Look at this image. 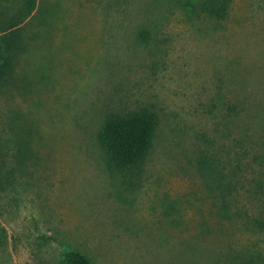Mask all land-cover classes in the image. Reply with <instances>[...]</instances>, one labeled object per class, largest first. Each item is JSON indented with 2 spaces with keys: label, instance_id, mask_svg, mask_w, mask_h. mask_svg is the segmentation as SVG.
Here are the masks:
<instances>
[{
  "label": "rangeland",
  "instance_id": "rangeland-1",
  "mask_svg": "<svg viewBox=\"0 0 264 264\" xmlns=\"http://www.w3.org/2000/svg\"><path fill=\"white\" fill-rule=\"evenodd\" d=\"M186 13L35 0L0 88V150L32 152L0 192V264H62L66 248L95 264H264V0ZM142 107L158 124L130 189L96 135L106 113Z\"/></svg>",
  "mask_w": 264,
  "mask_h": 264
},
{
  "label": "trees",
  "instance_id": "trees-1",
  "mask_svg": "<svg viewBox=\"0 0 264 264\" xmlns=\"http://www.w3.org/2000/svg\"><path fill=\"white\" fill-rule=\"evenodd\" d=\"M9 0H0L2 2ZM188 16H205L222 20L226 17L230 0H182ZM35 0H21L16 13L5 19L0 8V88L7 86L12 75L17 54L23 50L18 27L31 14ZM5 20H8L4 23ZM139 37L146 40L148 33L139 32ZM158 124L157 115L148 108L125 114L108 112L96 135V142L103 154L106 169L122 177L123 184L130 189L139 179L141 167L151 152L153 139ZM30 144L18 139L14 143L12 164L7 163L10 154L0 150V192L7 190L13 183L15 166L20 168L31 157ZM235 167H239L238 164ZM221 173V171L219 172ZM233 176V175H232ZM62 264H95L81 252L66 248L61 253Z\"/></svg>",
  "mask_w": 264,
  "mask_h": 264
}]
</instances>
